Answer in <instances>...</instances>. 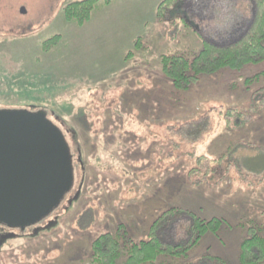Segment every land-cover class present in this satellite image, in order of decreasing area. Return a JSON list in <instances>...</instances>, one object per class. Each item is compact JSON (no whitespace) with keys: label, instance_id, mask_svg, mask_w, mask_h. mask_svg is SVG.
<instances>
[{"label":"rangeland","instance_id":"rangeland-1","mask_svg":"<svg viewBox=\"0 0 264 264\" xmlns=\"http://www.w3.org/2000/svg\"><path fill=\"white\" fill-rule=\"evenodd\" d=\"M72 1L0 0V108L46 109L79 155L60 204L0 237V264H88L96 236L123 223L140 239L173 206L221 220L176 264H240L239 242L250 226L264 225V91H254L264 80L246 89L242 76L264 63L235 73V88L234 74L220 71L177 91L159 56L194 53L200 37L227 44L251 3L176 0L157 17L162 0H110L77 24L62 11ZM192 119L207 122L198 138L182 127ZM227 147L222 160L199 159ZM189 225L186 214H174L163 237L184 241Z\"/></svg>","mask_w":264,"mask_h":264},{"label":"trees","instance_id":"trees-1","mask_svg":"<svg viewBox=\"0 0 264 264\" xmlns=\"http://www.w3.org/2000/svg\"><path fill=\"white\" fill-rule=\"evenodd\" d=\"M109 1L75 0L63 6V15L67 21L81 24L89 18L98 3L107 4ZM252 1L255 13L252 24L249 27L247 25L243 32L238 35L231 34V37H236L232 41L227 42V44L217 45L200 37L202 45L194 53L174 52L159 56L161 72L174 90H186L191 85L198 83L204 75L209 76L220 71H228L234 74L230 86L235 88L237 86L236 76L238 75H235V73L242 71L244 67L264 63V0ZM175 2L176 0H162L156 8V16L159 17L166 14L171 3ZM56 39L57 37L53 36L43 41L41 44L42 48L46 50L48 45L51 46L55 43ZM49 40H52L51 44L47 43ZM136 43L138 44L137 40ZM242 77L243 84L247 89L256 81L264 80V69ZM254 91L263 92L264 83L259 85ZM26 107L35 109L38 106L26 105ZM8 108L23 107L13 104ZM47 117L50 119L48 113ZM51 121L53 122V120ZM223 122L227 128L232 129L229 118H226ZM54 124L57 125L56 123ZM206 124L207 122L204 119H192L191 123L186 122L182 127H190L184 129L188 133L189 138H198ZM242 124L243 121H239L238 128ZM57 126L63 132L61 127ZM63 134L65 136L64 132ZM65 139L70 149L71 144L66 137ZM229 152L230 147H227L216 158L200 155L199 159L218 161L225 158ZM198 170L199 168L196 167L190 168L191 172ZM174 214H186L190 218V225L187 231L188 237L186 240L176 243L167 241L163 237V228ZM220 224V218L204 219L189 209L173 206L163 210L153 219L147 229L146 238L133 239L123 223L118 224L119 227L115 232H105L96 236L90 242L88 264H176L174 259L186 256L205 232H216ZM238 257L240 264H263L264 225L262 223H256L248 228V233L239 242Z\"/></svg>","mask_w":264,"mask_h":264},{"label":"water","instance_id":"water-1","mask_svg":"<svg viewBox=\"0 0 264 264\" xmlns=\"http://www.w3.org/2000/svg\"><path fill=\"white\" fill-rule=\"evenodd\" d=\"M72 184L68 143L47 112L0 108V225L20 230L35 225L60 204Z\"/></svg>","mask_w":264,"mask_h":264},{"label":"crops","instance_id":"crops-1","mask_svg":"<svg viewBox=\"0 0 264 264\" xmlns=\"http://www.w3.org/2000/svg\"><path fill=\"white\" fill-rule=\"evenodd\" d=\"M209 1L210 2H217L218 0H209ZM247 1L251 3L250 4V9H248L246 7V11L245 12L243 11L245 14L242 13L241 15L238 16V20L234 24L233 31L231 32V34H233V35H238V34L242 33L243 30L245 29V27L250 23V21L252 19V16L254 14V4H253V1L252 0H247ZM247 5H249V3ZM211 17H213V16H211ZM198 20H200V19H198ZM194 26H195L196 29L201 30V29H199V26L197 24H194ZM199 33L202 34V31H200ZM143 238H146V234L144 235V237H142L140 239H143Z\"/></svg>","mask_w":264,"mask_h":264},{"label":"flooded vegetation","instance_id":"flooded-vegetation-1","mask_svg":"<svg viewBox=\"0 0 264 264\" xmlns=\"http://www.w3.org/2000/svg\"><path fill=\"white\" fill-rule=\"evenodd\" d=\"M70 150H71V157H72V162L75 160V158L77 159V156L79 157V155H77V149H75L76 150V154L74 155V153H73V151H72V149L70 148ZM73 155V156H72ZM75 162V161H74ZM73 162V163H74ZM74 165V164H73ZM43 220V219H42ZM26 229V228H25ZM24 229V230H25ZM12 230L13 229H10V228H8V227H5V226H3V225H0V237H2V236H5V235H10L11 233H12Z\"/></svg>","mask_w":264,"mask_h":264}]
</instances>
